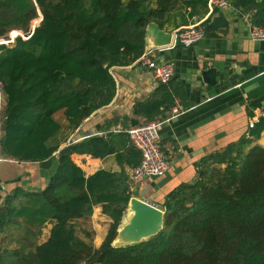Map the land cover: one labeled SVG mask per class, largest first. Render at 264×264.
I'll use <instances>...</instances> for the list:
<instances>
[{
    "label": "trees",
    "instance_id": "trees-1",
    "mask_svg": "<svg viewBox=\"0 0 264 264\" xmlns=\"http://www.w3.org/2000/svg\"><path fill=\"white\" fill-rule=\"evenodd\" d=\"M6 1L16 10L13 17L0 16V36L13 26L26 27L30 8L40 7L43 18L26 37L0 43L1 149L44 168L58 164L42 191L17 189L0 208V234L23 218L52 223L50 236L29 251L0 247V264H264V146L256 143L264 116L238 140L198 161L196 178L179 184L163 203L164 224L157 234L118 247L112 242L133 196L126 167L139 164L140 151L124 134L117 141L94 135L63 147L53 140L113 100L117 84L111 68L130 65L144 53L150 22L164 29L174 13H206L208 0H0V5ZM228 1L240 10L264 7V0ZM252 19L264 26L262 13ZM183 94L178 79L158 83L134 104L133 113L146 122L163 120ZM74 153L115 154L121 170L86 176ZM21 194L29 203L18 207ZM97 205L113 221L95 248L77 235V221L90 217Z\"/></svg>",
    "mask_w": 264,
    "mask_h": 264
},
{
    "label": "crops",
    "instance_id": "crops-1",
    "mask_svg": "<svg viewBox=\"0 0 264 264\" xmlns=\"http://www.w3.org/2000/svg\"><path fill=\"white\" fill-rule=\"evenodd\" d=\"M255 11L252 9L247 13L232 6L218 9L210 20L217 15L223 16L228 21L227 25L216 31V38L205 34L189 47L172 45L175 32L200 22L205 27L208 10L193 17H190L189 10H182L172 14L171 21L166 23L164 30L172 33V42L166 51L158 53V58L174 61L172 79L180 80L184 87L183 97L176 98L177 104L159 128L162 150L171 165L163 176L145 178L132 187L130 184L133 196L164 210L162 205L171 192L182 182L196 178V165L204 155L238 140L248 131L252 120L257 122L262 117L264 40L253 39L247 24ZM210 69H215L212 79L206 76ZM111 71L117 84L115 97L86 118L78 128L62 130L53 139L60 141L61 147L94 135H111L116 141L121 134L129 138V128L146 122L145 118L134 115L133 106L137 101L148 98L157 87L153 71L136 61L126 66H114ZM134 119L139 121L138 124L133 123ZM256 143L264 146V131ZM117 148L123 149V145L117 144ZM4 156L0 163V208L6 197L17 189L42 191L58 164L54 160L52 167L44 168L40 162ZM72 159L86 176L99 169L121 170L115 154L97 158L74 153ZM126 169L130 172L131 168ZM28 201V197L21 194L15 204L20 207ZM92 217L97 233L93 244L98 248L113 220L102 212L100 205L94 207ZM18 220L24 222L23 218ZM49 225L44 241L50 236L53 224Z\"/></svg>",
    "mask_w": 264,
    "mask_h": 264
},
{
    "label": "built area",
    "instance_id": "built-area-1",
    "mask_svg": "<svg viewBox=\"0 0 264 264\" xmlns=\"http://www.w3.org/2000/svg\"><path fill=\"white\" fill-rule=\"evenodd\" d=\"M207 6L208 13L206 19L213 15L218 9L228 8L231 4L228 0H208ZM247 24L253 39L264 40V26L254 23L252 17L248 19ZM204 28V25L200 22L178 30L174 34L172 45L175 46L177 41H180L184 46H193L205 36L206 33ZM17 36L26 37L22 32L14 30L6 42L0 41V43H13ZM167 48L168 46H164L145 50L136 60L138 64L144 65L153 71L155 80L158 83H167L175 74L174 61L160 60V58H158V53H163ZM4 99V84L0 80V137L2 134ZM262 116H264V111L262 112ZM161 124L162 120H152L133 126L127 130L131 144L141 153L139 164L132 167L129 172L131 187L137 185L145 178L163 176L170 168L171 162L161 146V137L159 133ZM254 124L255 121L252 120L249 126L253 127ZM4 159L5 156L0 145V163Z\"/></svg>",
    "mask_w": 264,
    "mask_h": 264
},
{
    "label": "water",
    "instance_id": "water-1",
    "mask_svg": "<svg viewBox=\"0 0 264 264\" xmlns=\"http://www.w3.org/2000/svg\"><path fill=\"white\" fill-rule=\"evenodd\" d=\"M252 5L245 8V12L252 11ZM262 13L264 16V7L256 10L253 15L257 16ZM228 21L223 16H214L210 22L205 25L206 37L216 38V31L226 26ZM35 28V27H34ZM172 33L162 29L155 21L147 25L146 47L145 50H151L157 47H164L172 41ZM178 46L183 44L177 41ZM215 69L206 71V76L211 78L214 76ZM164 210L146 202L139 197L132 196L130 198L127 212L124 214L122 221L118 227L117 235L112 244L115 247L131 244L149 238L157 234L164 224Z\"/></svg>",
    "mask_w": 264,
    "mask_h": 264
},
{
    "label": "rangeland",
    "instance_id": "rangeland-1",
    "mask_svg": "<svg viewBox=\"0 0 264 264\" xmlns=\"http://www.w3.org/2000/svg\"><path fill=\"white\" fill-rule=\"evenodd\" d=\"M57 1V0H52ZM154 3L155 0H149ZM16 10V7L14 5H11L10 3L3 2V4L0 5V16H5V18L13 17L14 12ZM37 9V8H36ZM32 15V19L28 22H26V27L23 26V28H18L17 26H13V28L6 32L4 35L0 36V41H7V36H9L14 30L20 31L23 34H26L27 31L33 29V27H36L40 24L43 15L42 10L39 7L36 12L29 9V13L27 15ZM4 42V43H5ZM9 44V43H8ZM4 109V108H3ZM57 118L62 122L64 126H66V120L64 118L63 112L59 111L57 113ZM67 129H65L66 131ZM128 208V207H127ZM127 212V209H126ZM13 222L1 232L0 234V247L3 250H25L29 251L31 249H34L33 245L39 244L47 236V232L49 231V223L45 224H39V223H27V222ZM95 227V221L92 215L85 219H80L77 221V235L84 239L88 243H93L94 239L96 238V230ZM94 245V244H93ZM97 248V247H95Z\"/></svg>",
    "mask_w": 264,
    "mask_h": 264
},
{
    "label": "snow or ice",
    "instance_id": "snow-or-ice-1",
    "mask_svg": "<svg viewBox=\"0 0 264 264\" xmlns=\"http://www.w3.org/2000/svg\"><path fill=\"white\" fill-rule=\"evenodd\" d=\"M15 35V34H14Z\"/></svg>",
    "mask_w": 264,
    "mask_h": 264
}]
</instances>
